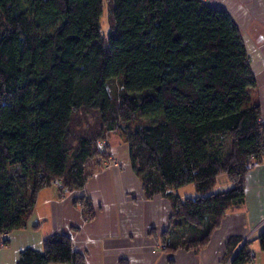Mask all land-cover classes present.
I'll use <instances>...</instances> for the list:
<instances>
[{"label": "trees", "instance_id": "16d2710c", "mask_svg": "<svg viewBox=\"0 0 264 264\" xmlns=\"http://www.w3.org/2000/svg\"><path fill=\"white\" fill-rule=\"evenodd\" d=\"M254 86L239 27L205 0H0V248L27 227L41 190L84 188L111 133L145 196L170 202L164 248L205 246L243 202L247 164L264 157ZM220 174L231 186L213 190ZM187 185L194 196L174 192ZM249 240L230 264L251 260L252 240L264 251V229ZM16 264L84 256L55 233Z\"/></svg>", "mask_w": 264, "mask_h": 264}, {"label": "crops", "instance_id": "0c3cea01", "mask_svg": "<svg viewBox=\"0 0 264 264\" xmlns=\"http://www.w3.org/2000/svg\"><path fill=\"white\" fill-rule=\"evenodd\" d=\"M205 1L227 10L241 31L255 78L252 98L264 122V0ZM108 143L109 159L120 164L90 160V176L80 191L62 194L55 185L41 190L27 227L5 236L0 264H16L22 249H41L43 240L55 233L71 237L84 264H230L241 245L264 229L263 157L246 175L243 202L227 211L205 246L165 249L162 233L169 227V200L146 197L131 169L127 145L114 133ZM223 184V189L231 186L229 181ZM77 194L84 195L83 204L74 203ZM249 249L247 264H264L258 241H250Z\"/></svg>", "mask_w": 264, "mask_h": 264}, {"label": "rangeland", "instance_id": "374dc122", "mask_svg": "<svg viewBox=\"0 0 264 264\" xmlns=\"http://www.w3.org/2000/svg\"><path fill=\"white\" fill-rule=\"evenodd\" d=\"M107 17H108V12H107V9L104 8L103 13H102L101 18H100V24H101L102 32L104 34L108 31V28H109ZM108 153H109V151H108ZM96 160H100L101 161L103 159H102V157L97 156ZM253 162H254L253 160H251L249 162V163H252L251 167H253L254 165H257V163H258V162L257 163H253ZM91 163H93V160H92ZM101 163L102 164L106 163L107 165H119L120 164L117 159H109V157H108V159H105L104 161H101ZM224 181H226V182L228 181L226 175L225 174H220L217 177V181H216L213 189L225 190V188L223 189V187H224L223 182ZM174 192L177 193L181 198L191 197V196L195 195V190L193 188V185H187V186L175 189ZM251 247L253 248V245Z\"/></svg>", "mask_w": 264, "mask_h": 264}, {"label": "built area", "instance_id": "2783aa9c", "mask_svg": "<svg viewBox=\"0 0 264 264\" xmlns=\"http://www.w3.org/2000/svg\"><path fill=\"white\" fill-rule=\"evenodd\" d=\"M253 163H257L256 161H254ZM252 165V163H248L247 166L250 168ZM55 185L61 186V184L58 181H54ZM264 222V221H263Z\"/></svg>", "mask_w": 264, "mask_h": 264}]
</instances>
